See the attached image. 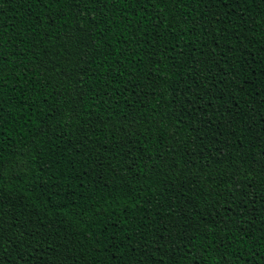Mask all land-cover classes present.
I'll return each mask as SVG.
<instances>
[{"label": "trees", "instance_id": "16d2710c", "mask_svg": "<svg viewBox=\"0 0 264 264\" xmlns=\"http://www.w3.org/2000/svg\"><path fill=\"white\" fill-rule=\"evenodd\" d=\"M0 264H264V0H0Z\"/></svg>", "mask_w": 264, "mask_h": 264}]
</instances>
